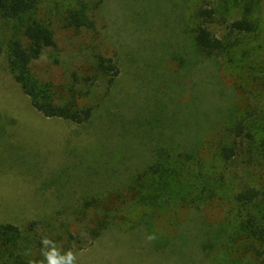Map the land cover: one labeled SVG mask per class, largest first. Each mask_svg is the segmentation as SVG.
Returning a JSON list of instances; mask_svg holds the SVG:
<instances>
[{"label": "rangeland", "instance_id": "1", "mask_svg": "<svg viewBox=\"0 0 264 264\" xmlns=\"http://www.w3.org/2000/svg\"><path fill=\"white\" fill-rule=\"evenodd\" d=\"M77 1L41 0L33 17L51 25L56 45L33 71L62 98L71 87L93 109L87 123L43 117L0 59V224L47 220L82 235L93 201L116 210V220L72 251V264H264L262 248L239 227L246 211L235 201L264 185V0H242L254 3L253 34L229 35L220 15L207 24L232 43L212 58L195 48V14L217 0H104L95 29L74 34L62 17ZM21 30L0 22L6 43L23 39ZM96 56L119 68L110 88L97 77ZM237 126L239 138L230 133ZM235 140L237 156L222 160L220 148ZM160 150L181 161L178 196L147 219L149 209L127 190ZM149 236L169 245L156 248ZM219 236L229 248L205 255L201 243Z\"/></svg>", "mask_w": 264, "mask_h": 264}, {"label": "trees", "instance_id": "2", "mask_svg": "<svg viewBox=\"0 0 264 264\" xmlns=\"http://www.w3.org/2000/svg\"><path fill=\"white\" fill-rule=\"evenodd\" d=\"M104 0H78L76 5L66 10L62 17V28L74 34L93 31L96 27L95 15ZM41 0H0V22L14 25L18 29L22 25L23 39H15L6 43L0 35V59L6 57L7 70L21 92L28 97L32 108L48 119H60L73 124L87 123L93 115L91 107L79 104V98L69 88L67 98L56 92L55 86L48 79L39 78L33 71L36 63L43 59L46 51L55 48V30L50 24L33 17ZM214 4V3H213ZM252 2L242 0H217L215 5L196 10L194 27L195 48L202 56L212 58L225 53L232 45L228 40L217 37L207 26L216 16L222 18L229 35L253 34L258 29L253 18ZM240 9L241 17H233L235 10ZM95 69L98 79H104L110 88L119 75V68L112 59L95 57ZM94 80V79H92ZM86 82L91 79L87 78ZM234 137L244 135L241 126L231 129ZM246 137H251L246 134ZM233 141L220 148V157L229 162L237 156L239 144ZM181 161H175L166 150H160L156 159L137 175L127 190L132 202L141 208H147L144 216L147 219L156 216L157 209L174 205L177 198V186L173 181L180 177ZM173 200V203L171 202ZM236 203L246 211L245 218L239 227L252 241L251 246L259 245L264 251V185L259 188H246L236 195ZM205 203V202H203ZM171 205V206H172ZM170 206V207H171ZM96 206L94 202L85 204V209L94 211L92 222L84 227L82 235H76L62 224L47 220H35L24 229L12 224H0V264H47L42 254L51 245L44 246L42 240L47 238L54 242L60 255L70 251H81L91 246L110 226L114 225L117 211L110 207ZM81 214L85 218V211ZM148 223V220H146ZM238 227V226H237ZM237 227L235 229H237ZM207 245L201 243L205 255L214 250L227 249L229 243L221 241ZM155 247L169 245L166 241L154 239ZM161 249H164L163 247ZM256 249V248H255ZM259 255L263 253L256 250Z\"/></svg>", "mask_w": 264, "mask_h": 264}, {"label": "clouds", "instance_id": "3", "mask_svg": "<svg viewBox=\"0 0 264 264\" xmlns=\"http://www.w3.org/2000/svg\"><path fill=\"white\" fill-rule=\"evenodd\" d=\"M148 239L152 240L154 237L149 236ZM42 244L46 247L51 245V248L47 252L44 251L42 253L46 258L47 264H72L73 260L76 259L73 252L70 250L64 255H60V251L56 248L54 242L47 238L42 240ZM40 264H44V262L41 261Z\"/></svg>", "mask_w": 264, "mask_h": 264}]
</instances>
